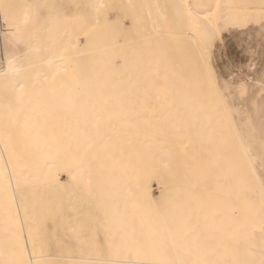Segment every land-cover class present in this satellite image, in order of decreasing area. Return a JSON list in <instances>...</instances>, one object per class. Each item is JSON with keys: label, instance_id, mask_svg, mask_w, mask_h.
I'll return each mask as SVG.
<instances>
[{"label": "bare ground", "instance_id": "1", "mask_svg": "<svg viewBox=\"0 0 264 264\" xmlns=\"http://www.w3.org/2000/svg\"><path fill=\"white\" fill-rule=\"evenodd\" d=\"M184 1L171 25L155 0H140L145 11L129 22L108 19L112 0H0V264H264L248 252L256 234L264 243V140L241 137L200 50L214 48L212 27L194 28L205 13ZM174 28L193 43L202 77L166 66L160 42L178 38ZM36 202L75 233L100 227L107 254L86 240L75 252L41 245Z\"/></svg>", "mask_w": 264, "mask_h": 264}, {"label": "rangeland", "instance_id": "2", "mask_svg": "<svg viewBox=\"0 0 264 264\" xmlns=\"http://www.w3.org/2000/svg\"><path fill=\"white\" fill-rule=\"evenodd\" d=\"M155 1L158 5L159 10L162 12L163 19L166 22H169L171 25L177 21V17L175 15V9H177L179 6L185 5L184 0H155ZM189 1L191 7L195 9V11L196 9L199 10L200 8L199 12L205 13V16L201 18L195 25L193 23V26H195L194 28H196L197 26L201 28L202 25L204 24L203 21L207 24V27H209V25L212 27V28L209 27V30L213 36L214 48L212 49V51H210L202 42H200V50L203 54L205 62L207 63V65L211 70V73L218 86V90L220 91L221 97L226 102L229 111L231 110L230 112L233 121L236 124L237 130L241 131V137L248 143L254 144L256 140H261V141L264 140L263 138L264 137V16H263L264 7L250 9V10H245V9L241 10L239 9L237 5L238 3H236L235 0L229 4H222L220 1L217 3L215 1L214 4L213 0H208V1L189 0ZM196 1H198V3ZM199 3L200 5H198ZM201 3L203 4L201 5ZM139 4H141L140 0L139 1L131 0L126 2L112 0V2H110L106 8L108 19L115 20L118 18H122L124 19V21L129 22V20L133 16H135L138 13L141 14L145 11V9ZM209 4L210 6L208 7ZM203 5L204 7H202ZM75 10H76L75 8L71 9V11L69 10L67 12L69 14L67 15V17L74 18ZM198 10L196 12H198ZM67 13L65 11V14ZM220 13L223 16H221ZM33 17H34L33 24L38 29H40L39 36L43 37L44 33L42 28L46 23L44 19V14L42 11H38L36 13L34 12ZM1 20L2 19L0 17V35H1V30L4 28ZM220 23H222L223 26ZM174 29L177 30L178 33H180L177 35L179 39L167 37L165 40H162L163 38H161V42H160L161 45L163 46L162 52L166 56L165 59L168 63L166 66L169 68L173 66L177 68V70L180 69L179 70L180 72L183 69L193 68L194 70H196L198 75L202 77L204 74V65L200 60V57L198 56L193 43L188 38L186 39L185 37L180 38L181 30L177 28ZM217 34L220 35L221 37L218 36ZM172 75L173 72L170 70L169 76L172 77ZM175 76L176 73H174L173 78ZM220 85L222 86V88ZM226 88L229 90L226 91ZM54 89L58 91L73 90L70 88H62V87H57ZM35 90H37L38 93L35 98L38 107L41 109L45 108L44 101L46 98L42 93L43 91H46L45 86ZM230 92L231 93L233 92L234 94L230 95L229 97L228 93ZM78 98L79 97L76 96L74 97L75 102L78 100ZM236 105H239L240 107L239 106L236 107ZM256 107L257 109H255ZM52 108L61 109L62 107L60 105H55L52 106ZM234 108L235 110L237 109V113H235ZM153 114L155 115V118L161 120V122L162 120H164L161 119L164 118L163 116L164 110L162 106H158L157 109L153 112ZM215 114L218 115L219 117H222V113L220 110H217ZM38 116L40 117V114L38 113L32 114V117L35 119ZM209 119H211V115L209 116ZM255 126L256 128H254ZM12 130H14L13 133H16V129H12ZM251 133L252 134L254 133L255 135L254 134L252 135ZM255 136L256 137L258 136L257 138L259 139H256ZM256 166H257L256 167L257 170L259 169L258 172L264 181V167L259 165ZM62 178L64 179L65 176L62 175ZM121 180L122 181L118 185V187L120 188H122L125 185L123 181L124 180L123 177L121 178ZM152 183L154 186V193L156 194L157 193L156 182L152 181ZM133 184L130 185L133 186ZM34 192L37 193V190H35ZM45 197L46 199L49 198L47 197V194L45 195ZM37 203L38 202H36L34 206V212H35V219L37 223H39L37 231H38V237L40 239L39 242L41 245L45 246L50 251L75 252L78 244L82 242V240H86V242L88 243L92 242V244H96L98 242L99 250L102 253L104 251V254H107L106 253V251L108 252L107 249L108 246L106 242L107 234L100 227H94L96 230H92L91 233L88 234H86V231L83 228L79 232L75 233L74 231L67 229L65 222H62V218H59L58 216L49 218V216H52L53 208L44 210L43 207L41 208L40 204H39L40 206H37ZM122 204H124L123 201ZM122 207L123 206H121L120 209ZM38 209L40 210V213ZM121 217H123L122 213L120 214L118 213V214L110 215L107 219L102 220V216L99 213H94L90 217V219L91 220L101 219L104 222L113 224L114 222H117ZM52 219L55 220V224L52 223ZM59 219L63 224L62 223L57 224L59 223L58 222ZM112 231L114 233L111 236H114L117 231L114 228H112ZM104 237L106 241H104ZM128 243L129 242H125L123 245H127ZM103 246H105V249H103L104 248ZM246 246L247 244L243 243V248L247 249L248 246L247 247ZM249 246L250 249H248V252L254 258L256 256L264 255V243L260 240L257 234L255 235V238H253L252 241H249Z\"/></svg>", "mask_w": 264, "mask_h": 264}]
</instances>
